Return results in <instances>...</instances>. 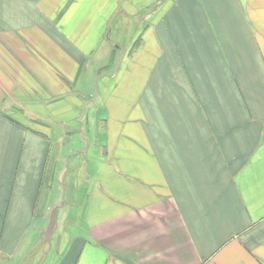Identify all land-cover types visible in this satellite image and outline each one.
Returning a JSON list of instances; mask_svg holds the SVG:
<instances>
[{"label":"crops","instance_id":"crops-1","mask_svg":"<svg viewBox=\"0 0 264 264\" xmlns=\"http://www.w3.org/2000/svg\"><path fill=\"white\" fill-rule=\"evenodd\" d=\"M0 264H264V0H0Z\"/></svg>","mask_w":264,"mask_h":264},{"label":"rangeland","instance_id":"rangeland-1","mask_svg":"<svg viewBox=\"0 0 264 264\" xmlns=\"http://www.w3.org/2000/svg\"><path fill=\"white\" fill-rule=\"evenodd\" d=\"M62 1V0H61ZM112 49H114V48H112ZM114 51H117V49H115ZM106 67L105 68H109V67H111L112 66V64L110 63V62H108V63H106ZM91 66L94 68L95 66H97V64H96V57H95V59H93V61H92V63H91ZM112 71V70H111ZM110 71V72H111ZM187 106H189V107H192L190 104L189 105H187ZM190 109V108H189ZM192 110H195V109H192ZM189 111H191V110H189ZM189 111H187L188 113H189ZM185 114H186V111H185ZM186 117L188 118V121L187 120H185L187 123V130H188V134H195L196 132H195V130L193 129V128H195L196 126V124H194V121L192 120V118H191V116H190V114H186ZM195 126V127H194ZM196 131H197V133H202L203 134V130H201V128H196ZM174 133H178V132H174ZM183 133V132H182ZM205 134L204 135H208V134H211L212 133V130L211 129H209L208 131H206V132H204ZM201 134V135H202ZM194 143H186L185 145L187 146V147H185V148H183V149H186V150H191V149H193V150H195V149H197V150H210L211 148L209 147H207V145L204 143V144H201V146H200V144H197V145H193Z\"/></svg>","mask_w":264,"mask_h":264}]
</instances>
